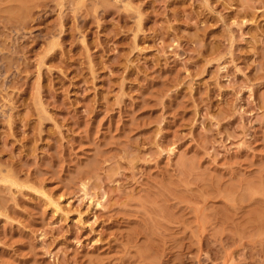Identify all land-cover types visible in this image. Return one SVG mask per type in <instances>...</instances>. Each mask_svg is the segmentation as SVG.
I'll use <instances>...</instances> for the list:
<instances>
[{
  "label": "rangeland",
  "instance_id": "rangeland-1",
  "mask_svg": "<svg viewBox=\"0 0 264 264\" xmlns=\"http://www.w3.org/2000/svg\"><path fill=\"white\" fill-rule=\"evenodd\" d=\"M0 264H264V0H0Z\"/></svg>",
  "mask_w": 264,
  "mask_h": 264
},
{
  "label": "bare ground",
  "instance_id": "bare-ground-1",
  "mask_svg": "<svg viewBox=\"0 0 264 264\" xmlns=\"http://www.w3.org/2000/svg\"><path fill=\"white\" fill-rule=\"evenodd\" d=\"M26 1V0H25ZM30 1V0H29ZM29 3V2H28ZM31 3V2H30ZM27 4V3H26ZM28 7V6H27ZM26 8V7H25Z\"/></svg>",
  "mask_w": 264,
  "mask_h": 264
}]
</instances>
